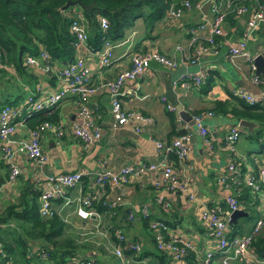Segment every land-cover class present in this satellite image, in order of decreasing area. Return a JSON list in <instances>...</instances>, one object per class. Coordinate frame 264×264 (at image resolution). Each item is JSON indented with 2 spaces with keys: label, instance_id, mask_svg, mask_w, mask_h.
<instances>
[{
  "label": "crops",
  "instance_id": "crops-1",
  "mask_svg": "<svg viewBox=\"0 0 264 264\" xmlns=\"http://www.w3.org/2000/svg\"><path fill=\"white\" fill-rule=\"evenodd\" d=\"M223 5L225 0H215ZM212 1L204 0L200 7L186 10L177 19H164L161 17L153 23L151 28L145 25L142 18H137L128 26L121 38L111 40L114 44L113 54L109 63L105 66H98L96 56L83 54L85 63L90 74V81L94 84H104L88 99V105L94 109L96 121L100 127V137L93 139L87 147H83L70 132V124L77 121V102L72 94L65 95L59 99L51 110L57 112V123L62 129L59 137L46 132L41 137V146L48 155L44 174L54 175L60 171L80 170L87 175L90 181L86 188L92 187L91 177L93 173L102 168L112 169L125 165L147 163L157 161L159 154L155 150L153 139L167 141L175 136L170 133L171 125L168 112L175 115V131L180 129L189 133L188 152L179 160L169 157L173 170L178 178L185 181L187 190L194 194L193 199H188L185 194H179L174 190L166 189L161 183V171L146 170L137 175H131L128 181L117 186L107 185L110 194L118 193L122 196L123 202L118 208L116 220H119L122 230L128 240L138 241L140 250L118 256L114 253V242L108 234L93 231L90 235L82 234L83 220L77 218L73 212V204H66L64 200H55L53 205L61 217H65L67 231L77 237H83L79 242L89 243L87 252L94 259L97 257L103 264H159L161 253L164 254L165 264H189L196 258L204 255L206 250H213V239L202 224L199 213L202 203L220 209L221 213L226 211L224 195L233 193L232 189L224 187L217 178L226 174V165L231 157L247 161L249 166L264 164L263 149L254 150L250 140L242 133L234 144V152L230 153L223 147V136L232 119L212 113L203 115L202 123L212 137L211 147L205 144L204 140L197 133L195 124L189 125L179 118L177 106L187 111L190 116L194 110L201 113L209 111L214 99H224L227 94L224 87L232 90L243 88L247 92L256 93L259 86L253 82L252 72L240 54L232 55L228 52V46L236 45L244 41L245 48L255 55L260 53L264 56V19L258 21L251 29H246V17L254 8L255 4L249 6L248 12L244 14L228 13L222 23L223 34L217 35L216 40L219 46L215 52L199 50L197 59L189 63H179L174 68L148 61L144 71L134 79H125L119 89V98L129 112L126 122L118 127H111L112 117L109 112V96L105 83L111 80L121 69L129 66L130 57L134 52L143 50H156L161 53H170L173 45L184 43L189 39L186 28L195 26L211 17L210 5ZM207 4L206 10H202ZM92 23L88 22V34H91ZM206 30L198 29V37L201 38ZM199 44L192 48L198 49ZM78 54L77 51L72 53ZM67 59L56 61L58 65L66 62ZM200 69L214 71V84L210 89L203 92L199 84L191 79L183 81V75L196 73ZM37 80L31 85L18 74L12 81L0 79V91L10 99L17 97L16 105L25 100L28 95L38 96L45 92L54 90L58 86L54 68L40 69L32 67ZM233 72V75H230ZM13 73V72H12ZM183 82L184 85H181ZM38 83V84H37ZM180 83V84H179ZM40 85L39 92L35 86ZM37 96V97H38ZM164 96L165 100L160 97ZM36 98V97H35ZM9 105V103H6ZM166 104L173 108L170 110ZM30 114L17 116L15 129L6 139L0 138V145L8 141L10 145L15 141L27 136L30 128ZM240 128V127H239ZM254 128V127H253ZM242 132L246 129L240 128ZM247 139V138H246ZM4 161L0 156V161ZM11 160L20 168V177H34L36 171L32 161L20 153L12 155ZM5 162V161H4ZM7 168L0 167V177L5 178ZM19 177V178H20ZM18 181V179L16 180ZM154 181L159 185L155 186ZM5 180L2 182L4 183ZM1 183V184H2ZM14 183V182H13ZM3 184L0 191V205L11 199L15 194V184ZM91 190V189H89ZM80 191L76 185L67 190L70 198L75 197ZM160 194L163 202L157 203L155 195ZM155 196V197H154ZM250 200V199H249ZM147 203L150 214L153 217L168 218L174 217V224L170 226L186 240L190 241L192 247L189 250L190 256L180 260H170L169 253L158 249L147 227L142 224L141 219L132 221L122 220V211L131 205ZM243 205V204H242ZM1 207V206H0ZM255 208L258 214L257 206ZM242 208V207H241ZM248 213V212H247ZM242 226V232L252 227L253 221H248L243 215L236 218ZM236 221V220H235ZM102 224L105 225V222ZM105 229V228H104ZM231 229L229 228V233ZM234 231L232 234H238ZM80 235V236H78ZM162 251V252H161ZM190 259V260H189ZM209 264H221L220 256L214 253ZM230 264H238L237 260H231Z\"/></svg>",
  "mask_w": 264,
  "mask_h": 264
},
{
  "label": "built area",
  "instance_id": "built-area-1",
  "mask_svg": "<svg viewBox=\"0 0 264 264\" xmlns=\"http://www.w3.org/2000/svg\"><path fill=\"white\" fill-rule=\"evenodd\" d=\"M204 0H181L178 5L172 3L166 8L162 17L164 19H177L186 10L200 7ZM210 5L211 17L208 21L198 23L195 26L186 28L189 39L184 43H176L173 45L170 53H161L156 50H143L134 52L130 57L129 66L119 70L114 77L107 81L105 85L108 89L109 96V112L112 117L111 127H118L124 124L129 116V112L124 107L119 98V89L125 79H134L141 74L148 61H154L158 64L169 68L176 67L179 63H189L197 59L199 50H209L215 52L219 46L216 40L217 35L223 34L222 23L227 13L244 14L248 12L249 7L243 3H236L232 0H225L223 5L218 4L215 0ZM250 11V10H249ZM73 17L69 23V31L74 36L73 52L78 54L71 55L65 63L58 65L52 61L47 51L41 49L38 53H25L22 56V64L27 67H38L42 70L48 67L54 68L58 86L49 92H45L38 96L28 95L25 100L17 105L3 104L0 106V138L6 139V136L12 134L15 129V117L24 111H39L41 109L52 107L59 99L65 95L72 94L75 96L77 107V121L70 124V132L81 141L83 147L90 145L93 139L100 137V127L96 121L94 109L88 105L89 97L96 93L104 84H94L90 81V74L85 63L83 54H90L91 51L96 56L97 65L102 67L109 63L113 54L112 41L106 37L103 38L101 44L97 48H93L88 43V21L80 10L72 11ZM97 23L102 30L108 26L107 19L103 15L96 16ZM264 19V2H257L254 8L248 13L245 23L246 29H251L255 24ZM198 29L206 30L201 38L198 37ZM199 44V48H192L193 45ZM228 52L232 55L240 54L247 64L248 69L252 72L253 82L259 86L256 93L247 92L243 88H236L233 93L242 97L247 102L264 103V78L254 73L253 54L245 48L244 41L238 42L236 45L228 46ZM0 67L2 63L0 61ZM6 68L11 69L6 66ZM206 69H200L196 73L183 75L185 79H191L196 84H203L206 81ZM38 84V83H37ZM180 84V83H179ZM181 85H184L183 82ZM37 92L40 85H36ZM36 97V98H35ZM165 100L164 96L160 97ZM168 109L173 106L166 104ZM211 115V111L204 113L192 114L197 133L204 140L205 144L211 147L212 137L208 133L207 128L203 125V115ZM49 132L53 136L59 137L62 129L58 124L49 121H42L28 129L27 136L15 141L10 145L8 141L0 145V156L8 165V172L5 184H11L15 181L20 173V168L12 160V155L20 153L30 159L36 167L34 177L31 182L34 186L40 188L38 197V212L41 216L47 217L57 213L53 203L54 200H64L66 204H73L74 215L83 220L82 234H90L94 230L103 234H107L102 224V214L94 211L91 207L93 201L101 199L102 204L107 206L108 210H112L120 206L123 198L118 193L110 194L105 190V183L110 186H117L128 181L131 175H137L146 170L161 171V183L169 190H174L179 194H185L188 199H193L194 194L188 192L185 181L178 178L169 161V152H173L177 159H183L188 152L189 133L182 132L170 140L163 141L153 139L154 147L159 154L157 161L147 163H138L134 165L120 166L112 169L110 167H102L96 170L92 177V191L81 193L70 198L67 190L71 187L79 185L82 176H87L80 170L60 171L54 175H45L44 169L48 161V155L41 146V137L44 133ZM241 135L240 128L237 124L230 125L223 136V147L226 151L233 153L234 144ZM264 144V137L262 138ZM248 162L242 163L241 160L231 157L226 165V174L220 175L217 180L224 187L232 189L233 193L224 195V203L226 211L220 212L217 207L207 203L201 204L200 219L208 234L213 239V250H206L204 255L196 258L194 262L189 264H209L214 253L220 256L221 264H230L231 260H237L241 264H264V258H259L251 249L250 241L252 236L256 234L264 226V164L249 166ZM89 177V176H88ZM0 184V191L3 184ZM154 185L158 186L159 182L154 181ZM246 186L249 189V196L253 206H257L258 216L256 217L252 227L243 233L230 234L228 227V215L237 208L242 207L236 197L239 193L240 186ZM156 196V197H155ZM157 203H162L163 199L160 194H156ZM257 199V202L255 201ZM255 201V202H254ZM242 209V208H241ZM150 214V208L147 203H139L128 207L126 213L127 220L140 219ZM61 217V216H60ZM63 221L67 220L61 217ZM92 219L93 224L90 228L87 221ZM148 228L153 237L155 246L169 253L170 260H180L192 247L190 241L186 240L181 234L172 231L170 226L159 218H151L148 220ZM114 235L117 242H114V253L123 256L122 249L124 247L140 250L138 241L128 240L121 227L114 229ZM124 242V246L122 243ZM44 254L42 253V256ZM0 264H11L4 257V251L0 241Z\"/></svg>",
  "mask_w": 264,
  "mask_h": 264
},
{
  "label": "trees",
  "instance_id": "trees-1",
  "mask_svg": "<svg viewBox=\"0 0 264 264\" xmlns=\"http://www.w3.org/2000/svg\"><path fill=\"white\" fill-rule=\"evenodd\" d=\"M66 1L0 0V61L2 63L0 79L6 76L4 77L5 80L12 81L15 74H18L31 85L37 80L32 68L22 64V56L25 53L35 54L43 49L47 51L52 61L69 59L74 50V36L68 27L74 9L80 10L86 20L92 23L91 34H88L87 41L93 48H97L104 37L110 40L121 38L124 30L137 18L141 17L145 25L151 28L153 23L162 17L171 3L178 5L181 0H79L82 5L88 7L85 9L82 5L74 4L61 10V6ZM232 1L246 4L248 7L253 4L256 5L257 2H264V0ZM98 15H103L107 19L108 26L104 30L97 23L96 16ZM6 66L11 69L6 68ZM206 71V81L200 86L203 92L211 88L215 78L214 71ZM224 90L227 97L214 99L208 110L232 119L233 124H236L237 120L241 118L255 122L256 126L251 132L240 131L250 141L257 142L259 150H262L264 148L262 143L264 137V103H249L242 97L235 95L232 90L226 87ZM16 100V96L10 99L0 91V106L6 103L14 106L17 103ZM197 113L200 111L194 110L192 112V114ZM29 114L30 128L44 120L53 124L58 122L57 112L51 110V107L30 112L23 110L20 116L24 117ZM168 115L171 125L170 133L173 132L176 136L185 132L183 129L175 131V115L173 112H168ZM168 156L172 160L177 159L173 152H169ZM0 167L7 168L5 178L0 177L1 184L6 179L8 165L1 160ZM19 177L20 175L16 177L13 183L14 185L16 182L15 194L3 205H0V241L5 259L11 264H103L97 257L93 259L88 254L89 243L79 242V239L67 231L65 222L59 214L54 213L47 217L39 214L40 188L34 186L28 178ZM87 178V176H82L79 183L80 192L83 194L92 191L89 190L92 187L86 188V185L90 183ZM17 179L18 181H16ZM107 185L105 183V190L108 188ZM236 198L242 202V209L248 212L246 215L248 216L254 204L251 202L248 187L241 185ZM255 201L257 202V199ZM221 204L224 202L222 201ZM91 207L94 211L102 214L103 223L105 222L104 228L109 238L116 243V236L113 232L115 228L121 227L119 220L115 218L120 206L116 207L113 213L99 199L93 201ZM127 210L128 208L122 211L123 221H130L125 217ZM151 218L159 217H153L149 214L140 218L148 230V220ZM159 219L170 226H173L175 222L173 216ZM91 224H93L92 219L87 221L89 228ZM228 227L231 229L230 234L234 231L242 232L241 223L237 219ZM122 245L124 246V242ZM250 247L259 258H264V226L252 236ZM131 252H136V250L127 247L122 249L123 255ZM186 256H190L189 251ZM163 257L164 254L161 253L159 264H165L166 258L163 261ZM112 264H118V262L115 261ZM238 264L241 263L238 262Z\"/></svg>",
  "mask_w": 264,
  "mask_h": 264
},
{
  "label": "water",
  "instance_id": "water-1",
  "mask_svg": "<svg viewBox=\"0 0 264 264\" xmlns=\"http://www.w3.org/2000/svg\"><path fill=\"white\" fill-rule=\"evenodd\" d=\"M74 4L82 5L79 0H67L61 6V10L66 8L68 5H74ZM82 7L86 9L88 6L82 5ZM206 8H207V4L203 5L202 10L204 11V10H206ZM253 64H254V68H255L254 73L256 75H260L261 77L264 78V56L260 53H256L253 56ZM177 112H178V116L181 120L186 121L189 125L194 124V121L191 118L190 114L187 111H185L184 109H182L180 106H177ZM236 124L240 128L246 129L248 132H251L253 127L256 126L255 122L249 121V120H246L243 118L238 119ZM247 214H248L247 211H244L241 208H237V209L232 210L228 215V217H229L228 224L235 222L237 217L242 216V215L246 216Z\"/></svg>",
  "mask_w": 264,
  "mask_h": 264
},
{
  "label": "rangeland",
  "instance_id": "rangeland-1",
  "mask_svg": "<svg viewBox=\"0 0 264 264\" xmlns=\"http://www.w3.org/2000/svg\"><path fill=\"white\" fill-rule=\"evenodd\" d=\"M243 61H244V60H243ZM230 75H233V72H232ZM241 140L246 141V140H248V139H246V138H244V137H241ZM250 142L252 143V146H253L254 150L259 149V147H258V143H257V142H253V141H250ZM263 153H264V148H263ZM257 216H258V214L256 213L255 208L252 207V208L250 209V211H249V215H248V216H245V217L247 218L248 221H253ZM68 232L71 233L70 231H68ZM71 235H73V234L71 233ZM88 235H90V234H87V236H88ZM73 236L76 237V239L84 240L83 237H84L85 235H82L83 237H77V235H73ZM78 236H80V235H78Z\"/></svg>",
  "mask_w": 264,
  "mask_h": 264
}]
</instances>
